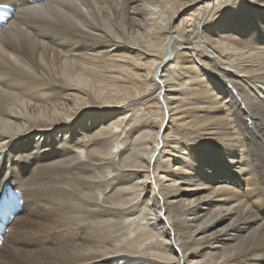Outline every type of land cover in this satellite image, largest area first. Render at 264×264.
Here are the masks:
<instances>
[{
	"label": "bare ground",
	"instance_id": "bare-ground-1",
	"mask_svg": "<svg viewBox=\"0 0 264 264\" xmlns=\"http://www.w3.org/2000/svg\"><path fill=\"white\" fill-rule=\"evenodd\" d=\"M4 2L0 264H264V0Z\"/></svg>",
	"mask_w": 264,
	"mask_h": 264
},
{
	"label": "rangeland",
	"instance_id": "rangeland-1",
	"mask_svg": "<svg viewBox=\"0 0 264 264\" xmlns=\"http://www.w3.org/2000/svg\"><path fill=\"white\" fill-rule=\"evenodd\" d=\"M147 106H148V109L151 111V113H153L154 111H155V109H156V105H155V100L152 98V99H150V101H148V103H147ZM159 111L156 113V111H155V114L153 115V117L155 118V120H159L160 119V116H159ZM157 114V115H156ZM238 189L239 190H242L243 189V187L242 186H238Z\"/></svg>",
	"mask_w": 264,
	"mask_h": 264
},
{
	"label": "snow or ice",
	"instance_id": "snow-or-ice-1",
	"mask_svg": "<svg viewBox=\"0 0 264 264\" xmlns=\"http://www.w3.org/2000/svg\"><path fill=\"white\" fill-rule=\"evenodd\" d=\"M8 5L4 2V0H0V8H7Z\"/></svg>",
	"mask_w": 264,
	"mask_h": 264
}]
</instances>
